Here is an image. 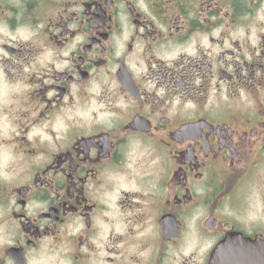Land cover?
Masks as SVG:
<instances>
[{
	"label": "flooded vegetation",
	"instance_id": "af4514ba",
	"mask_svg": "<svg viewBox=\"0 0 264 264\" xmlns=\"http://www.w3.org/2000/svg\"><path fill=\"white\" fill-rule=\"evenodd\" d=\"M264 243V0H0V264H210Z\"/></svg>",
	"mask_w": 264,
	"mask_h": 264
},
{
	"label": "water",
	"instance_id": "95a60500",
	"mask_svg": "<svg viewBox=\"0 0 264 264\" xmlns=\"http://www.w3.org/2000/svg\"><path fill=\"white\" fill-rule=\"evenodd\" d=\"M210 264H264V243L243 242L232 236L220 244Z\"/></svg>",
	"mask_w": 264,
	"mask_h": 264
}]
</instances>
